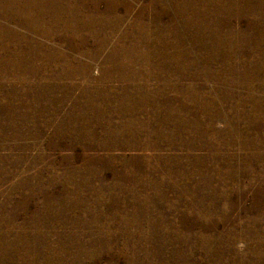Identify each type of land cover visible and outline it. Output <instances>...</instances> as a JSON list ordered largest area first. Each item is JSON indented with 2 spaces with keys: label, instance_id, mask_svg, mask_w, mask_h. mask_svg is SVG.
<instances>
[{
  "label": "rangeland",
  "instance_id": "374dc122",
  "mask_svg": "<svg viewBox=\"0 0 264 264\" xmlns=\"http://www.w3.org/2000/svg\"><path fill=\"white\" fill-rule=\"evenodd\" d=\"M152 1L0 0V264H264V116L230 134L233 114L213 108V130L192 129L175 98H217L226 84L186 73H249L261 28L233 9L232 24L204 33L190 12L171 24L164 13L147 41L134 21L163 10ZM171 71L184 80L176 93ZM165 91L170 103L145 102ZM142 120L156 124L142 131ZM244 133L253 150L240 148ZM149 141L166 156L200 145L173 147L193 162L182 182L194 196L152 186L164 161Z\"/></svg>",
  "mask_w": 264,
  "mask_h": 264
},
{
  "label": "bare ground",
  "instance_id": "6f19581e",
  "mask_svg": "<svg viewBox=\"0 0 264 264\" xmlns=\"http://www.w3.org/2000/svg\"><path fill=\"white\" fill-rule=\"evenodd\" d=\"M158 2L162 3L163 10L162 11L154 10V16L149 20V22L142 23L141 18L143 17L142 16L143 11H141L139 14L136 15V18L134 21V24H138L139 28H147L146 34L144 35L147 41L155 35H160V25H163V26L166 25V23L163 22V20L161 19L162 18L161 16L164 13L172 14L171 19H170V24H171L172 22L178 21L176 17L180 13H182L183 11H188L192 14L193 21H191L188 16L185 17V13L180 15L179 21L180 22L191 21L193 22V25L196 31L204 33V32L209 31L211 27L217 22L232 24L231 17L228 16L229 13L225 11H227L228 9H233L240 13H248V17L251 20V22L258 24V26L261 28L259 29V32L255 36L256 42L253 47L257 51L258 59L254 64L252 59L247 58L244 64V68L249 69V73H241L235 76L221 77V78H218L212 74H206L205 72H198L195 74L186 73V77L195 78V75L197 74L200 77L205 75L208 77L215 78L216 80L224 81L226 84H221V86H219V89H218L219 97L217 98L211 96L208 99L207 98L192 99V95H185L184 98H177L175 96L176 101L180 104V108L182 109L184 108L187 114L190 113L192 120L194 121L193 124L192 122H184V121H182L181 123L187 126H191L192 129H194V125H195L197 128H203V126H206L207 129L209 128L213 130L212 123L208 119H212L213 117L217 116V114L223 115V114L230 113V114H233V119L228 118L229 124L232 126V129L228 132L230 134H234L233 131L235 130H233V126L234 125L236 126L239 122H242L246 125V127L247 126L249 127L253 125L252 121L254 120L255 117H260V118L263 117L264 116V92H263V89H264V0H217L211 3H210V0H196L194 2H190L191 5L184 2L183 6L180 5V0H153L150 3V6H152L153 9H155V6L156 4H158ZM170 6L172 8H169ZM220 14L222 15V18L219 16ZM248 24L246 25V27L248 26ZM168 25L169 24H167V26ZM132 26L133 25H131V27ZM140 32H144V31L140 29L137 33H140ZM168 35H171V31L168 32ZM138 40H139V43H141L142 38H139ZM193 44H194V47L200 46V42L198 40H195ZM142 54H147L146 48L145 49L143 48ZM151 74L155 76L156 78L162 80L167 85V82H168L167 71H160V70H158L157 72L151 71ZM170 77H171V90L176 93V89L181 84H184V80L180 76H178V78L175 77L174 71L170 72ZM180 81L182 82L180 83ZM167 92L168 91L158 94L155 96V99L147 100V101L145 100V102H152L156 105H166L170 103L169 99L163 96V95H166ZM136 101L141 102L138 98L136 99ZM216 101L220 102L225 107L224 108L221 107L219 109L216 106L217 104ZM188 102H190L191 105L190 107L186 108L185 104ZM247 103L251 104V109H248L246 107ZM174 104L176 105L175 101H174ZM213 108L216 109L217 114ZM200 115L205 116V122L200 123ZM149 123L146 124V122L142 120V124H141L142 131H145L148 126L152 128L153 125L156 124L154 121L151 122L150 124ZM200 125H203V126L200 127ZM239 138L241 139L239 142V146L241 149L246 148L249 150L250 149L253 150L251 148L252 145L250 146V140L248 138L247 133H244L242 137H239ZM141 143L145 144V142H141ZM146 144L144 145V148H145L144 150H148V151L150 150L153 152V154H149V155L155 156V160H156L155 162L157 164H159V162L164 161L163 162L164 166L162 168H160L159 170L156 168V170L158 171L157 172L158 180H155L154 182H152V186H157L158 181L172 182L180 186L183 185L184 187L183 190L185 191V188H186L188 193L194 196L191 193L189 186H187L186 183L182 182L183 179L186 181H189L195 175L193 170L189 169L193 162L192 160L186 159L188 156L185 158L179 155L180 153H177L176 149L173 148V147H177L179 142H176L177 145L173 144L172 145L173 147L169 148V150L172 151L170 154H173V155H167V156L163 155L162 153L155 152V151H159V148L156 145H154L153 141H149ZM190 144L194 146L190 148L188 145L179 144V147L180 148L187 147V149L190 152L194 147H197V148L200 147V145L197 143H190ZM157 159L159 160V162L157 161ZM208 181L210 180L204 176H201V178H198V181H196V183L197 185L199 183L200 187H202L206 185ZM190 183H193V181H190Z\"/></svg>",
  "mask_w": 264,
  "mask_h": 264
}]
</instances>
